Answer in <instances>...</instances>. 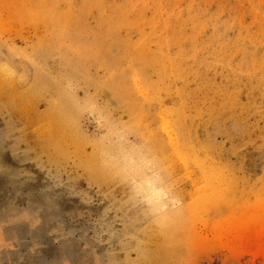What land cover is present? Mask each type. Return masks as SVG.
<instances>
[{"label":"rangeland","instance_id":"obj_1","mask_svg":"<svg viewBox=\"0 0 264 264\" xmlns=\"http://www.w3.org/2000/svg\"><path fill=\"white\" fill-rule=\"evenodd\" d=\"M0 264H264V0H0Z\"/></svg>","mask_w":264,"mask_h":264}]
</instances>
